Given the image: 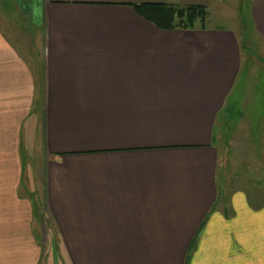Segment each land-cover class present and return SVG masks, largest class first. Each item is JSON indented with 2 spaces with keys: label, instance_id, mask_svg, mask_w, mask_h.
Returning <instances> with one entry per match:
<instances>
[{
  "label": "crops",
  "instance_id": "1",
  "mask_svg": "<svg viewBox=\"0 0 264 264\" xmlns=\"http://www.w3.org/2000/svg\"><path fill=\"white\" fill-rule=\"evenodd\" d=\"M8 1L0 21L12 9L38 51L0 26V264H50L21 193L33 140L63 264H264V201L219 203L215 127L239 39L162 29L135 7L215 0ZM251 18L264 39V0Z\"/></svg>",
  "mask_w": 264,
  "mask_h": 264
},
{
  "label": "rangeland",
  "instance_id": "2",
  "mask_svg": "<svg viewBox=\"0 0 264 264\" xmlns=\"http://www.w3.org/2000/svg\"><path fill=\"white\" fill-rule=\"evenodd\" d=\"M3 3L9 1L0 0V5ZM5 10L8 14L2 16L0 21L5 34L19 46H23V40L27 38L38 51L35 33L29 27H18L17 18L11 16L12 9L8 7ZM207 11L204 22L199 21L197 27L183 30L229 29L236 34L244 54L241 72L221 114V121L215 127L219 152L218 183L222 197L219 203L230 210L231 196L239 190L256 204L264 201V39L253 25L251 0H215ZM30 143L34 144V140ZM30 143L26 144L24 150L28 174L25 180L28 185L21 188V193L35 194L40 214L37 228L40 234L43 233L48 251L45 262L49 260L50 264H63L61 238L53 216L44 203L40 160ZM223 206L220 208L223 209Z\"/></svg>",
  "mask_w": 264,
  "mask_h": 264
},
{
  "label": "trees",
  "instance_id": "3",
  "mask_svg": "<svg viewBox=\"0 0 264 264\" xmlns=\"http://www.w3.org/2000/svg\"><path fill=\"white\" fill-rule=\"evenodd\" d=\"M146 18H152L162 29H185L197 27V22H204L208 11L203 5H173V4H140L135 6ZM191 243L190 249L195 246ZM189 260V259H188ZM187 260V264H188Z\"/></svg>",
  "mask_w": 264,
  "mask_h": 264
}]
</instances>
